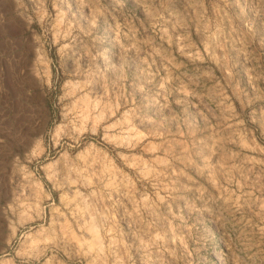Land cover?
<instances>
[{"label": "clouds", "instance_id": "1", "mask_svg": "<svg viewBox=\"0 0 264 264\" xmlns=\"http://www.w3.org/2000/svg\"><path fill=\"white\" fill-rule=\"evenodd\" d=\"M25 60L0 264H264V0H0Z\"/></svg>", "mask_w": 264, "mask_h": 264}, {"label": "rangeland", "instance_id": "2", "mask_svg": "<svg viewBox=\"0 0 264 264\" xmlns=\"http://www.w3.org/2000/svg\"><path fill=\"white\" fill-rule=\"evenodd\" d=\"M50 55L55 60L56 53L53 49ZM27 60L15 66L14 69L10 68L5 61L2 64V72H0V82L3 85V91H0V141L10 144L16 150H19L16 134H29L30 129L25 126L28 119L29 110H39L41 107L44 109V114H55L58 108H54V97L49 94L47 97H42L38 90L31 94L25 92L27 84L21 76V69L25 66ZM55 72V69H54ZM63 82V74L60 75V83ZM59 86L57 87L58 91ZM9 129L11 131L9 132Z\"/></svg>", "mask_w": 264, "mask_h": 264}]
</instances>
